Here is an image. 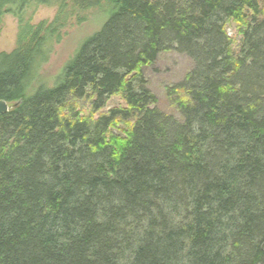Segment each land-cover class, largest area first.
<instances>
[{"label": "trees", "instance_id": "obj_1", "mask_svg": "<svg viewBox=\"0 0 264 264\" xmlns=\"http://www.w3.org/2000/svg\"><path fill=\"white\" fill-rule=\"evenodd\" d=\"M104 2L59 80L34 86L68 17ZM53 3L52 21L24 19ZM4 13L18 31L0 52L13 104L0 116V264H264V0H0ZM228 19L245 26L235 53ZM171 50L192 61L173 88L180 120L141 71ZM117 93L125 107L95 120L70 105L91 97L96 111ZM118 118L131 127L108 139Z\"/></svg>", "mask_w": 264, "mask_h": 264}, {"label": "rangeland", "instance_id": "obj_2", "mask_svg": "<svg viewBox=\"0 0 264 264\" xmlns=\"http://www.w3.org/2000/svg\"><path fill=\"white\" fill-rule=\"evenodd\" d=\"M34 3V2H33ZM58 12V3L31 4L23 11V17L30 24L40 21H52ZM110 13V5L102 3L100 6L85 11L74 13L68 17L67 25L62 30V38L55 44L48 61L40 69L34 86L43 84L47 87L53 86L60 78L62 70L67 62L74 56L79 46L91 35L97 32ZM83 18V20H79ZM243 22L238 23L228 19L225 23V31L231 41L233 53L238 51L241 43V31L244 29ZM18 31V17L13 13H4L0 17V52H11L16 46ZM192 61L185 54L174 50L165 51L157 56V59L141 68L147 81V88L156 97L155 106L166 114L173 115L180 120L176 101L183 100L180 92L174 91V86L179 83L191 70ZM91 97L73 99L71 107L80 117L95 120L98 116L106 114L114 108H124L125 102L120 93L112 95L105 102L103 108L94 111L91 106ZM10 107L12 103H8ZM65 115L66 113L63 112ZM68 113V112H67ZM132 124V119L114 120L107 130L108 139H121L126 137Z\"/></svg>", "mask_w": 264, "mask_h": 264}, {"label": "water", "instance_id": "obj_3", "mask_svg": "<svg viewBox=\"0 0 264 264\" xmlns=\"http://www.w3.org/2000/svg\"><path fill=\"white\" fill-rule=\"evenodd\" d=\"M10 108L11 107L8 105L7 102L0 99V116L4 113L8 112Z\"/></svg>", "mask_w": 264, "mask_h": 264}, {"label": "bare ground", "instance_id": "obj_4", "mask_svg": "<svg viewBox=\"0 0 264 264\" xmlns=\"http://www.w3.org/2000/svg\"><path fill=\"white\" fill-rule=\"evenodd\" d=\"M10 110V109H9Z\"/></svg>", "mask_w": 264, "mask_h": 264}]
</instances>
